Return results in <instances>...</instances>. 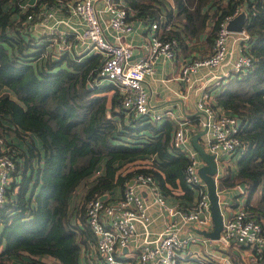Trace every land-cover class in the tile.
Segmentation results:
<instances>
[{
	"label": "trees",
	"instance_id": "obj_1",
	"mask_svg": "<svg viewBox=\"0 0 264 264\" xmlns=\"http://www.w3.org/2000/svg\"><path fill=\"white\" fill-rule=\"evenodd\" d=\"M72 1L0 0V136L16 150L17 162L0 207V264H82V258L86 264H104L96 250L89 252L97 238L87 224L86 204L103 195L105 202L115 201V189L123 194L139 172L154 176L165 195L181 188L192 201L189 207L198 198L185 180L188 155L171 146L172 123L129 116L118 90L110 98L98 81L102 53L66 52L54 58L49 44L31 30L44 8L65 10ZM123 2L129 20L162 19L157 35L175 39L183 52L204 38L201 55L210 53L219 22L237 8L246 10L253 66L223 81L212 102L241 120L244 144L236 172L218 176V189L244 182V205L264 228V0ZM13 135L21 144L12 142ZM260 185L261 198L252 203ZM237 246L248 248L232 243L225 252L235 264H244L232 252ZM258 262L264 264V257Z\"/></svg>",
	"mask_w": 264,
	"mask_h": 264
},
{
	"label": "built area",
	"instance_id": "obj_2",
	"mask_svg": "<svg viewBox=\"0 0 264 264\" xmlns=\"http://www.w3.org/2000/svg\"><path fill=\"white\" fill-rule=\"evenodd\" d=\"M96 3L97 0H75L67 3L65 10L61 7L44 8L35 17L37 21L31 25V30L42 28L35 36L49 44L47 48L53 56L66 52L102 53L103 63L98 81H108L116 87L121 94L122 106L129 116L148 115L155 121L165 117L173 119L169 112L152 113L146 82L155 75L161 56L170 60L176 58L177 41L157 35L156 29L163 20L154 21L150 27L155 34L145 45L146 54L133 59V46L122 41L123 36L135 30L123 0H106L102 8ZM241 9L237 8L233 14L219 22L210 53L185 59L178 75L188 89L193 88L197 75L204 80L197 88L201 95L196 106L203 114L202 125L207 127V149L215 154L219 170L220 164L229 163L232 157L240 154L244 145L239 136V119L221 107H214L213 96L209 91L210 86H219L231 74L246 73L253 66V58L248 52L250 35L245 29L234 32L227 28L228 21ZM58 10L67 12L68 18L56 19ZM28 18L32 20L34 16L30 14ZM73 19L77 20L76 24L72 23ZM170 139L173 148L184 151L189 157L185 180L196 190V202L188 208L169 204L155 177L144 172L137 173L134 184L128 183L122 196L115 201L105 202L101 197L88 201L87 224L97 238L94 250L102 256L104 264H133V260L138 264H181L192 255L189 248L191 243L198 240L210 245L217 241L226 247L232 243L245 245L253 250L257 260L262 259L264 228L244 204L236 207L229 215L224 214V226L217 240L203 235L201 238L195 235L184 236L183 229L188 223L195 222L201 229L213 227L211 203L207 185L198 173L201 158L190 145L186 121L178 122L170 132ZM16 170V150L0 136V207L7 201V187ZM136 186L146 187L152 194V203L159 205L169 215L163 228L154 235L150 233L151 203L137 192ZM138 225L144 237L138 245L137 254L130 256L125 249L129 247L131 239L138 235ZM203 255V264H235L226 254L210 251Z\"/></svg>",
	"mask_w": 264,
	"mask_h": 264
},
{
	"label": "crops",
	"instance_id": "obj_3",
	"mask_svg": "<svg viewBox=\"0 0 264 264\" xmlns=\"http://www.w3.org/2000/svg\"><path fill=\"white\" fill-rule=\"evenodd\" d=\"M165 1L167 4L171 6L174 4L173 0H165ZM96 4L98 7L102 8L106 5V0H97ZM61 18L64 19L68 18V14L63 10H58L56 12V19H61ZM75 20L76 19H73L72 21L73 24H76L77 20L76 21ZM131 21L135 25V30L131 32L129 35L123 36L122 41L131 43V45L134 48L133 59H138L146 54L147 50L145 45L149 41V38H151L152 35L155 34V31L150 27V23L142 18L133 19ZM62 27L66 28L64 26ZM39 31H42V28L39 29L38 27V30L33 31V33L37 34ZM203 39L204 38H201L191 43L187 48V52H183L181 46H179L177 49L176 58L174 60H170L166 57L161 56V58L157 62V66H156L157 70L155 75L147 79L146 88L150 96L152 113L165 114L166 112H169L170 116L173 117V119H171L170 117L161 118V120H159L158 122L160 123L164 121H170L175 128L176 125H178V122L186 121L188 127V136L190 139V145L194 147V144L192 142V137L197 133H200L201 135L199 136L198 142L203 147H205L206 150H208L207 134L203 133L205 127L201 123V119H203V114L196 106L197 100L201 95V91L197 90V88L204 83V80L200 78V75H197L193 88L188 89L186 83L181 81L178 77L181 63L185 59H191L195 56L197 57L202 56L201 54L204 48V46L202 45ZM207 44L208 43H206V46ZM75 48L78 50V47ZM206 48H207L206 51L209 52L210 46L208 45ZM62 54L64 53H58L56 56L53 57L60 58ZM227 78H225L223 81H226ZM218 90L219 87L216 85L209 87V91L212 93L213 100ZM196 129H200V130L198 131ZM23 137L25 136L23 135ZM12 142L15 144H21V139L16 135H13ZM238 156L239 155L232 157L229 163L227 164L225 163L220 164L219 176L223 175V173H225L226 171H229L232 174L236 172ZM137 162L145 163L146 161L142 162L139 160ZM137 162L129 164L126 169L135 168L136 167L135 165L138 164ZM81 189L83 191V188ZM136 190L139 194H141L145 198L147 202L151 203V207L149 209V212L152 217V222L150 224V233L151 235H154L163 228L165 222L169 219V215L159 205L152 203L153 202L152 194L149 192V190L146 187L136 186ZM241 191L243 190L241 189L240 186L225 188L223 190H220L223 213L226 216L229 215L231 212H233L236 207L243 205L245 203L246 194L242 195ZM195 192L193 197L194 200L196 199ZM262 192L263 189L262 186L260 185L255 190L251 202L252 203L258 202L259 199L261 198ZM174 193L175 194L168 193L166 195L167 202L169 204L179 207H189L192 201L189 200V196L187 194H184L181 188L175 189ZM113 196L121 197L122 190L120 188H116ZM197 228H201V227L195 222L186 224L183 229L184 236L195 235L201 238L202 235L196 231ZM138 230H139L138 235L131 239L129 247L125 249V251L130 256H134L135 254H137L136 251L138 250V245L141 243L144 237V233L142 232L140 225H138ZM92 247H90L89 252L94 253L95 247L93 248ZM189 248L190 251L192 252V255L186 257L184 262H182L181 264H203L204 261L202 259L205 256L203 254H206L210 251H214L220 255H225V254L229 255L225 251L215 247L214 244L210 245V243L208 244L207 242H202L200 240L191 243ZM234 250H236L237 252L235 253L237 255L239 254L243 259H245L246 257L248 261H253L254 264H261L260 262H258L260 260H257L252 255L250 249L245 248L242 251H240V248H238L237 246L234 247Z\"/></svg>",
	"mask_w": 264,
	"mask_h": 264
},
{
	"label": "water",
	"instance_id": "obj_4",
	"mask_svg": "<svg viewBox=\"0 0 264 264\" xmlns=\"http://www.w3.org/2000/svg\"><path fill=\"white\" fill-rule=\"evenodd\" d=\"M35 0H29V3H34ZM247 20V12L245 9H241L238 14H236L233 18H231L227 23V28L230 31L240 32L245 29V23ZM55 58V57H54ZM89 86H91L89 84ZM239 124H241V120H238ZM207 132V127L203 130V133ZM201 134L197 133L192 137V142L194 144L195 149L197 150L200 158L204 161V164H201L198 167V173L201 178L205 181L207 185L209 200H210V208L213 219V227L211 229H201L197 228L196 231L201 235L208 237L213 240H217L224 226V213L222 208L221 194L218 189V172L219 167L218 163L215 159V154L209 152L205 149L201 144H199L198 139ZM134 179H132L128 185H133ZM241 189L244 191L246 185L244 182L240 185ZM106 198V195L101 197L102 200ZM214 246L226 251V246L220 244L215 241Z\"/></svg>",
	"mask_w": 264,
	"mask_h": 264
},
{
	"label": "rangeland",
	"instance_id": "obj_5",
	"mask_svg": "<svg viewBox=\"0 0 264 264\" xmlns=\"http://www.w3.org/2000/svg\"><path fill=\"white\" fill-rule=\"evenodd\" d=\"M35 35H38V34H35ZM39 37V36H38ZM106 80V79H105ZM105 83H103L104 85H105V87H106V92L108 93V95H109V97L111 98L112 97V95L117 91L116 90V87H114L113 85H111L108 81H104ZM225 82V81H224ZM194 127V126H193ZM196 130H200V129H196ZM237 156V155H236ZM201 162H200V165L201 164H204V161L201 159L200 160ZM81 192H82V189H79L78 190V192L76 193V198H77V200L75 201L76 203H78V201L80 200V195H81ZM76 205V204H75ZM80 208V207H79ZM238 248H240L239 246H238ZM249 248V247H248ZM243 249H245V248H240V251H242ZM250 249V248H249ZM237 252L236 250H233L232 249V252ZM250 251H251V249H250ZM229 256V255H228ZM230 257V256H229ZM243 261H244V264H254L253 263V261H248V259L245 257V259H242ZM82 264H86L85 263V261H84V259L82 258Z\"/></svg>",
	"mask_w": 264,
	"mask_h": 264
}]
</instances>
